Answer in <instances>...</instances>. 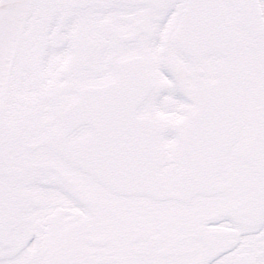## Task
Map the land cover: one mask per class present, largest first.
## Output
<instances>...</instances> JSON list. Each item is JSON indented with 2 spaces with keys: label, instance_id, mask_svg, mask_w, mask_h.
<instances>
[{
  "label": "snow or ice",
  "instance_id": "snow-or-ice-1",
  "mask_svg": "<svg viewBox=\"0 0 264 264\" xmlns=\"http://www.w3.org/2000/svg\"><path fill=\"white\" fill-rule=\"evenodd\" d=\"M0 264H264V0H0Z\"/></svg>",
  "mask_w": 264,
  "mask_h": 264
}]
</instances>
